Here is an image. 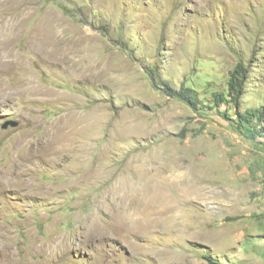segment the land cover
Instances as JSON below:
<instances>
[{
	"label": "rangeland",
	"instance_id": "1",
	"mask_svg": "<svg viewBox=\"0 0 264 264\" xmlns=\"http://www.w3.org/2000/svg\"><path fill=\"white\" fill-rule=\"evenodd\" d=\"M240 61L264 105V0H0V264H264V138L210 101ZM131 193L143 228L85 242Z\"/></svg>",
	"mask_w": 264,
	"mask_h": 264
},
{
	"label": "trees",
	"instance_id": "2",
	"mask_svg": "<svg viewBox=\"0 0 264 264\" xmlns=\"http://www.w3.org/2000/svg\"><path fill=\"white\" fill-rule=\"evenodd\" d=\"M154 74V71L151 70ZM248 77V69L245 64L240 61L236 64L233 70L229 73L227 81V93H214L211 98V104L215 107H220L222 104L227 105L234 109V118L228 116L224 111L221 116L228 119L233 128L240 134L249 139L255 140L257 137L264 138V105L261 106H249L244 110L245 96L247 95L245 91L246 80ZM162 92L169 96L176 98L186 105H188L192 110L197 111L201 106L198 99V92L191 88L182 86L176 89L169 85L167 82H161ZM207 105H205L206 107ZM212 108L208 105V108ZM264 144V143H263ZM209 264H222L218 260L214 261L207 255L203 256Z\"/></svg>",
	"mask_w": 264,
	"mask_h": 264
},
{
	"label": "bare ground",
	"instance_id": "3",
	"mask_svg": "<svg viewBox=\"0 0 264 264\" xmlns=\"http://www.w3.org/2000/svg\"><path fill=\"white\" fill-rule=\"evenodd\" d=\"M70 126L71 125L65 126L63 127V129L70 127ZM51 135H52L51 132L47 131L46 139H45V147H44V157L46 156L50 157L52 155H61L63 151L67 152L68 148H65L62 145V142L59 141V136L55 137L54 139L52 138ZM62 136H63V142H72L68 137L64 138V135ZM74 149L77 150V148H74ZM76 150L69 148V151L71 152H75ZM183 184L184 185L180 186L182 190H186V188H191L189 179ZM131 194H132L131 200L128 201L127 203H124L123 207L120 209V214L117 215L112 221L110 217L109 225L107 227H105L103 224H100L99 222L94 221V220H90L86 224V227L83 231L85 242H90V241H93V242L101 241L102 242L105 240L112 239L114 238V236L120 237V236L125 235L126 233L128 234L129 233L128 231H131L132 229L143 228L142 221H146L145 212L148 209L147 204L143 205L141 202L136 203L135 198H134L136 193H131ZM109 196H110L109 191H107L104 197H109ZM115 199H116V191H114L113 197L110 201V205L112 209L114 208V205H115ZM164 204L162 203V207L156 209L157 213H159L160 215L166 210L169 212L173 210L172 208L169 207V205L165 206ZM100 205H104V203L100 201ZM108 230L111 232V234L108 232ZM52 247H58V244L55 243L54 246Z\"/></svg>",
	"mask_w": 264,
	"mask_h": 264
},
{
	"label": "water",
	"instance_id": "4",
	"mask_svg": "<svg viewBox=\"0 0 264 264\" xmlns=\"http://www.w3.org/2000/svg\"><path fill=\"white\" fill-rule=\"evenodd\" d=\"M16 125H17L16 122L9 121V122H7V123H5V124L3 125V128H5V127H7V126L15 127Z\"/></svg>",
	"mask_w": 264,
	"mask_h": 264
}]
</instances>
